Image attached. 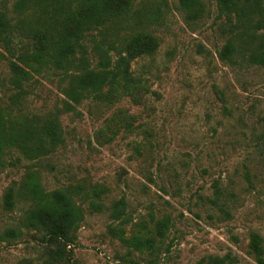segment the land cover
I'll list each match as a JSON object with an SVG mask.
<instances>
[{
	"label": "rangeland",
	"instance_id": "374dc122",
	"mask_svg": "<svg viewBox=\"0 0 264 264\" xmlns=\"http://www.w3.org/2000/svg\"><path fill=\"white\" fill-rule=\"evenodd\" d=\"M201 1L204 16L186 25L177 0H135L134 11L156 4L160 15L146 25L158 41L154 55L129 66L144 81V99L134 105L123 97L112 106L82 100L73 111L58 116L64 142L53 154L25 161L9 152L12 165L0 172V233L19 229L26 203L15 199L13 209L4 211L1 196L28 168L38 173L45 191L80 181L107 190L100 212L82 206L83 220L69 264H124L127 257L147 264L145 254L132 252L126 257L125 247L107 230L116 224L108 218L109 205L119 199L129 218L123 226L126 235L140 222L150 226L151 218L168 219L155 264H194L206 256L224 255L231 264H256L247 243L254 232L264 246L262 156L255 147L264 133V68L218 59L228 36L227 20L217 16L214 0ZM4 4L8 11L11 0ZM28 43L13 33L14 54ZM7 57L0 48V98L5 104L12 93ZM58 81L56 72L45 70L22 84L25 110L37 115L60 110ZM118 109L132 116L136 129L119 132L109 143H97L94 136L102 122ZM246 169L250 186L243 179ZM213 181L221 191L215 205L209 202ZM20 230L18 237L0 241V264L40 263L37 237Z\"/></svg>",
	"mask_w": 264,
	"mask_h": 264
},
{
	"label": "trees",
	"instance_id": "16d2710c",
	"mask_svg": "<svg viewBox=\"0 0 264 264\" xmlns=\"http://www.w3.org/2000/svg\"><path fill=\"white\" fill-rule=\"evenodd\" d=\"M214 2L217 16L227 20L228 31L217 52L218 59L229 65L264 68V33L260 32L264 28V0ZM134 3L135 0H11L7 11L4 0H0V48L8 55V84L12 90L6 104L0 98V172L7 164L12 165L7 158L11 151L25 161L53 154L64 142L58 116L73 111L82 100L112 106L126 97L134 105L141 103L147 88L129 66L135 59L154 55L158 41L146 25L160 15L156 4L134 11ZM176 8L186 25L198 22L205 14L201 0H177ZM13 33L29 40L27 47L17 54L11 47ZM119 36L121 40L117 42ZM45 70L59 76L61 109L43 115L30 114L22 104V84ZM131 117L121 109L113 111L96 132L97 143L106 144L119 132L134 131ZM257 141L255 147L262 156L264 178V133L259 134ZM243 179L251 185L247 169ZM211 185L213 199L209 202L215 205L221 191L216 181ZM106 191L101 184L84 181L45 191L38 173L27 168L16 184L2 192L4 211L13 209L15 199L26 203V207L17 223L19 229H4L0 241L18 237L20 229L31 231L37 237L39 264H69L75 232L83 220L82 206L90 212H100ZM108 210V218L116 224L107 230L125 247L126 257L132 252L145 254L147 264H155L168 219L151 218L150 226L140 222L134 232L126 235L123 226L129 218L123 200L112 202ZM247 251L256 264H264L263 241L257 233L249 234ZM122 263L137 264L130 257L123 258ZM194 264L231 263L224 255L206 256Z\"/></svg>",
	"mask_w": 264,
	"mask_h": 264
}]
</instances>
